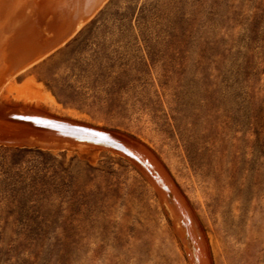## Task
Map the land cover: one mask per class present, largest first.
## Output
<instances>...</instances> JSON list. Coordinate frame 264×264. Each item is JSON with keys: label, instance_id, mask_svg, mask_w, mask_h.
Wrapping results in <instances>:
<instances>
[{"label": "rangeland", "instance_id": "374dc122", "mask_svg": "<svg viewBox=\"0 0 264 264\" xmlns=\"http://www.w3.org/2000/svg\"><path fill=\"white\" fill-rule=\"evenodd\" d=\"M0 264H264V0H0Z\"/></svg>", "mask_w": 264, "mask_h": 264}, {"label": "crops", "instance_id": "0c3cea01", "mask_svg": "<svg viewBox=\"0 0 264 264\" xmlns=\"http://www.w3.org/2000/svg\"><path fill=\"white\" fill-rule=\"evenodd\" d=\"M93 10L89 12H83L80 7H73L67 9L64 16H62L57 23V25L51 30L50 39L46 43L45 51L41 52L33 61L35 64L37 61L42 60L47 55H49L54 49L66 43L70 38H72L82 26L91 18ZM33 65V64H32ZM28 123V122H26ZM36 128H41L32 123H28Z\"/></svg>", "mask_w": 264, "mask_h": 264}, {"label": "water", "instance_id": "95a60500", "mask_svg": "<svg viewBox=\"0 0 264 264\" xmlns=\"http://www.w3.org/2000/svg\"><path fill=\"white\" fill-rule=\"evenodd\" d=\"M96 6V2L94 3H90L88 6H85L84 8H82V11L85 13V12H89L91 11L94 7ZM45 51V50H43ZM42 51V52H43ZM183 241H184V244L186 245V250H187V253H188V256L191 258L192 261H194L195 257H194V249H193V246L188 238V236L186 235L185 231L183 232Z\"/></svg>", "mask_w": 264, "mask_h": 264}, {"label": "bare ground", "instance_id": "6f19581e", "mask_svg": "<svg viewBox=\"0 0 264 264\" xmlns=\"http://www.w3.org/2000/svg\"><path fill=\"white\" fill-rule=\"evenodd\" d=\"M41 120V119H40ZM36 122V121H35ZM42 124V123H41Z\"/></svg>", "mask_w": 264, "mask_h": 264}]
</instances>
